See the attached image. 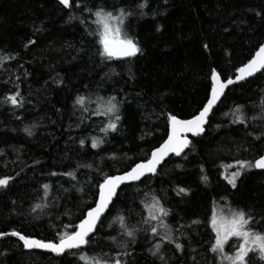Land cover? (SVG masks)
Returning a JSON list of instances; mask_svg holds the SVG:
<instances>
[{
	"label": "trees",
	"instance_id": "16d2710c",
	"mask_svg": "<svg viewBox=\"0 0 264 264\" xmlns=\"http://www.w3.org/2000/svg\"><path fill=\"white\" fill-rule=\"evenodd\" d=\"M144 2L72 0L65 7L59 0H0V55L13 57L0 65V178H12L0 189V232L51 241L66 225L79 224L97 201L106 175L130 169L165 140L169 114L190 118L198 113L209 97L213 69L223 79L233 76L264 43V0H147L140 9ZM100 7L133 13L123 28L141 53L102 55L94 23ZM17 91L22 106L5 102ZM113 96L121 119L115 132L104 133L110 116L100 104ZM77 97L85 98L83 106ZM262 98V73L228 89L206 132L192 138L184 154L119 190L115 207L81 254L111 259L127 251L122 264H164L149 251L162 243L167 264H215L211 217L218 206L243 209L255 218L253 230L264 232V173L244 171L236 188L224 178L226 165L255 162L264 153V119H252L262 115ZM237 107L245 124L233 123ZM33 125L29 136L24 128ZM92 138L103 143L92 148ZM88 164L92 167L83 166ZM45 184L50 185L47 197ZM180 188L187 193L177 195ZM153 196L169 209L165 223L173 240L184 246L182 252L161 239L165 229L153 237L151 225L143 223ZM36 204L47 207L33 211ZM118 215L137 230L135 239L121 235L119 224L112 223ZM249 257L251 264H264L254 253ZM0 264L87 262L76 255L30 251L16 237L5 236Z\"/></svg>",
	"mask_w": 264,
	"mask_h": 264
},
{
	"label": "snow or ice",
	"instance_id": "6c2138e0",
	"mask_svg": "<svg viewBox=\"0 0 264 264\" xmlns=\"http://www.w3.org/2000/svg\"><path fill=\"white\" fill-rule=\"evenodd\" d=\"M166 2V0H165ZM61 5L65 7H71L70 0H59ZM147 6V0L144 3L138 5L140 9ZM92 12V9H88ZM119 14H113L112 11H106L100 7L94 12L95 21L94 23L99 26L100 43L103 45L102 55L107 59L120 58V57H135L138 53H141L140 47L137 43L124 35V21L128 16L133 13L126 11L121 8L118 10ZM259 15V13H257ZM74 17L70 16V19ZM83 23V20L81 21ZM35 43V41H31ZM208 47L207 44L204 45ZM13 57L0 55V65L5 60ZM238 75L233 78H225L226 82H222L221 74L216 72L214 69L211 72V86L210 94L206 100L204 106L198 111L197 114L193 115L189 119H180L175 115L169 114L168 119L171 125V132L167 136L164 143L155 148L150 153V158L147 161L136 163L134 167L124 174L121 175H106L103 183L98 185V201L94 207H89L86 214L81 218L79 224L66 225L65 231L57 233V239L51 241H45L42 239L31 238L23 235L20 232L12 231L0 232V238L5 236L18 237L23 242V246L27 249H42L50 251L57 256L76 255L80 260H84L87 264H122L121 256H127V251L122 252L117 257L108 258L107 254H104L100 258L87 257L85 254H81L86 246H90L92 243L93 234L97 232V225L102 224L101 217L105 215L109 210V206L113 204L114 197L117 196V190L120 189L121 185L141 181L146 175H155L157 168L164 162L165 158L170 154H174L180 157L185 153V149L189 148L192 141L188 139V133L193 136L199 137L205 131V125L208 123V118L212 114L213 109L217 106L221 97L225 95V90L229 86L234 85L240 81H245L249 77L254 76L257 72L264 74V44L258 46V50L255 51L247 63L237 69ZM18 79V77H17ZM19 91L6 97L5 102H11L13 106H22V99ZM85 102L84 97H77L76 103L83 106ZM260 108L262 115L260 117L253 116L252 119H264V98L261 99ZM236 118L233 123L245 124L246 117L243 115L242 107L235 109ZM104 115H109L110 120L107 127L102 128L101 131L107 133L109 130L115 132L117 130V122L121 119L119 115V106L116 102V97H111L103 111ZM114 118V119H113ZM35 125L25 127L24 131L29 135H34L33 128ZM256 139H260L259 136ZM81 145L84 141H80ZM103 141H98L96 138H92L91 147L98 148ZM0 154H3V150L0 149ZM184 159H187V155H184ZM84 167L91 168L92 165H83ZM179 167V165H177ZM237 167L236 171L231 173V177L225 175V179L232 188H236L237 179L246 170L264 169V155L260 156L259 159L252 161L239 160L236 165H226L225 169ZM56 175V173H53ZM73 180L76 179L74 172L66 173ZM10 177L0 178V189H5L9 185ZM202 179L207 182L208 177L205 175ZM44 195L48 196L50 185H43ZM82 191V189H81ZM187 190L180 188L177 195L186 194ZM47 207L46 204H36L33 211L36 209H42ZM148 209V218L143 220L144 224H149L150 232L153 237L160 236V229L163 228L166 231V235L161 237L162 240L168 243H174L175 248L178 251H183V245L175 242L172 237V230L170 226L165 223V218L169 215V209L165 208L163 204L155 196L152 198V202L146 205ZM110 214V213H109ZM254 217L246 213L243 209L231 211L229 216H217L213 214L211 217V225L215 232L214 244L211 245L210 251L214 254H218L220 258V264H251L249 253L258 252L259 258L264 260V232L254 231ZM155 221L156 224L152 225L151 222ZM112 223H118L120 228L123 230L121 235H125L129 238L135 239L136 229L130 228L126 223V217L124 215H118ZM199 223V221H193V224ZM111 227V224L109 225ZM71 229L70 231L67 229ZM233 237L237 238L238 244L234 248L233 254L229 255L225 252V245ZM115 241V237H113ZM126 247V246H125ZM162 243L154 245L153 249H149L154 257H158L164 264H167L166 257L161 254Z\"/></svg>",
	"mask_w": 264,
	"mask_h": 264
},
{
	"label": "water",
	"instance_id": "95a60500",
	"mask_svg": "<svg viewBox=\"0 0 264 264\" xmlns=\"http://www.w3.org/2000/svg\"><path fill=\"white\" fill-rule=\"evenodd\" d=\"M71 1L72 0H70V3H71ZM264 44V43H263ZM120 58H124V57H120ZM259 73H261V72H257L255 75H257V74H259ZM236 75H238V72L236 71V73L233 75V76H231V77H229V78H233V79H235V76ZM254 75V76H255ZM254 76H252V77H254ZM252 77H249L248 79H250V78H252ZM221 79H222V82H226V79H223L222 77H221ZM247 79V80H248ZM242 82H244V81H240V82H238V83H236V84H234V85H231V86H229V88L228 89H230V88H232L233 86H235V85H237V84H239V83H242ZM228 89H226L225 90V94H226V92L228 91ZM225 96V95H224ZM223 96V97H224ZM223 97H221V99H220V101L218 102V104H217V106L219 105V103L222 101V99H223ZM216 106V107H217ZM214 110V109H213ZM211 115V114H210ZM210 117V116H209ZM178 118H180V117H178ZM191 118V117H190ZM180 119H189V118H180ZM208 121H209V118H208ZM208 124V123H207ZM207 124L205 125V131H204V133L206 132V126H207ZM170 132H171V125H169V130H168V134H167V136L170 134ZM203 133V134H204ZM202 134V135H203ZM188 135V139L189 140H191L192 141V138H196V136H193L191 133H188L187 134ZM167 139V137L165 138V140ZM164 140V141H165ZM164 141L159 145V146H161L163 143H164ZM159 146H157V147H159ZM156 147V148H157ZM190 147V146H189ZM155 149V148H154ZM153 149V150H154ZM189 148H187V149H185V152L188 150ZM152 150V151H153ZM262 155H264V153L262 154ZM261 155V156H262ZM172 156H175L174 154H170L168 157H166L165 158V160H164V162L157 168V172L159 171V169L163 166V164L170 158V157H172ZM150 158V155L146 158V159H144V160H140V161H138L137 163H140V162H144V161H147V159H149ZM260 158V156L257 158V159H259ZM136 164V163H135ZM135 164L132 166V167H134L135 166ZM131 169V168H130ZM130 169H128V170H126V171H123V172H119V173H116V174H114V175H121V174H124L125 172H127V171H129ZM260 170H262V171H264V169H260ZM156 172V173H157ZM149 175H146V176H144L143 178H142V180L144 179V178H146V177H148ZM141 180V181H142ZM138 182H140V181H135V182H130V183H126V184H123V185H121V187H120V189L123 187V186H125V185H128V184H133V183H138ZM103 183V182H102ZM120 189H118L117 190V194H118V192H119V190ZM114 199H115V197H114ZM97 201H98V198H97ZM96 201V202H97ZM96 202H95V204H96ZM95 204L92 206V207H94L95 206ZM111 206V205H110ZM110 206H109V208H110ZM107 213V212H106ZM105 213V214H106ZM103 218V216L101 217V219ZM99 225V224H98ZM98 225H97V227H98ZM10 233V232H9ZM22 234V233H21ZM24 235V234H23ZM9 237H13V236H10L9 235ZM30 237V236H29ZM17 239H18V237H16ZM31 238H37V237H31ZM37 239H39V238H37ZM19 240V239H18ZM43 240V239H42ZM20 241V240H19ZM46 241V240H45ZM22 244H23V242L22 241H20ZM47 242V241H46ZM27 249V248H26ZM27 250H30V251H41V252H47V253H52V252H50V251H46V250H42V249H27ZM54 254V253H53Z\"/></svg>",
	"mask_w": 264,
	"mask_h": 264
},
{
	"label": "rangeland",
	"instance_id": "374dc122",
	"mask_svg": "<svg viewBox=\"0 0 264 264\" xmlns=\"http://www.w3.org/2000/svg\"><path fill=\"white\" fill-rule=\"evenodd\" d=\"M124 35H126V33L124 32ZM127 36V35H126ZM128 37V36H127ZM129 38V37H128ZM106 103H107V101L106 100H104V102H102L101 104H100V106H101V110L102 111H104V108L106 107ZM234 165H236V164H234ZM237 170V167H232V168H227V173H228V176L229 177H231V173L233 172V171H236ZM231 211H236L235 209H229V208H226V207H221V206H218V207H215V210H214V212H213V214H216L218 217L219 216H224V217H227V216H229V214H230V212ZM214 231V230H213ZM214 234H215V232H214ZM215 242V241H214ZM237 244H238V241H237V238H235V237H233L232 239H230L229 241H228V243L225 245V252L227 253V254H229V255H231V254H233V250H234V248L235 247H237ZM252 253H254L256 256H258L259 257V254H258V252H252ZM252 253H249V254H252ZM215 257H216V259H217V262L215 263V264H220V258H219V256H218V254H215Z\"/></svg>",
	"mask_w": 264,
	"mask_h": 264
},
{
	"label": "flooded vegetation",
	"instance_id": "af4514ba",
	"mask_svg": "<svg viewBox=\"0 0 264 264\" xmlns=\"http://www.w3.org/2000/svg\"><path fill=\"white\" fill-rule=\"evenodd\" d=\"M257 170L262 171V170H260V169H257ZM262 172L264 173V171H262Z\"/></svg>",
	"mask_w": 264,
	"mask_h": 264
}]
</instances>
